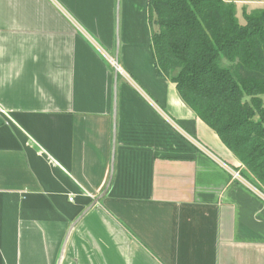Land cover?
<instances>
[{
	"label": "crops",
	"instance_id": "crops-1",
	"mask_svg": "<svg viewBox=\"0 0 264 264\" xmlns=\"http://www.w3.org/2000/svg\"><path fill=\"white\" fill-rule=\"evenodd\" d=\"M151 44L149 0H0V264H264L263 188Z\"/></svg>",
	"mask_w": 264,
	"mask_h": 264
},
{
	"label": "trees",
	"instance_id": "trees-1",
	"mask_svg": "<svg viewBox=\"0 0 264 264\" xmlns=\"http://www.w3.org/2000/svg\"><path fill=\"white\" fill-rule=\"evenodd\" d=\"M223 0H149L157 73L264 191V10Z\"/></svg>",
	"mask_w": 264,
	"mask_h": 264
},
{
	"label": "water",
	"instance_id": "water-1",
	"mask_svg": "<svg viewBox=\"0 0 264 264\" xmlns=\"http://www.w3.org/2000/svg\"><path fill=\"white\" fill-rule=\"evenodd\" d=\"M115 68H116V70L118 71V68H119V63H118V57H116V59H115ZM109 185H110V183L108 184V187L106 188V190H105V192H104V194H103V196L107 193V191H108V189H109ZM102 196V197H103ZM99 200H97L94 204H92L91 206H90V208L88 209V211L91 209V208H93L95 205H96V203L98 202ZM85 214V213H84ZM83 214V215H84Z\"/></svg>",
	"mask_w": 264,
	"mask_h": 264
},
{
	"label": "rangeland",
	"instance_id": "rangeland-1",
	"mask_svg": "<svg viewBox=\"0 0 264 264\" xmlns=\"http://www.w3.org/2000/svg\"><path fill=\"white\" fill-rule=\"evenodd\" d=\"M230 1H235V0H230ZM236 7V6H235ZM238 7V10H240V8L242 7V6H237ZM238 21H239V23L241 24V25H243L244 23H245V21H244V18H243V15H239L238 16ZM116 53H117V50H116ZM115 65V64H114Z\"/></svg>",
	"mask_w": 264,
	"mask_h": 264
},
{
	"label": "built area",
	"instance_id": "built-area-1",
	"mask_svg": "<svg viewBox=\"0 0 264 264\" xmlns=\"http://www.w3.org/2000/svg\"><path fill=\"white\" fill-rule=\"evenodd\" d=\"M235 176H238V174L237 175L235 174Z\"/></svg>",
	"mask_w": 264,
	"mask_h": 264
}]
</instances>
